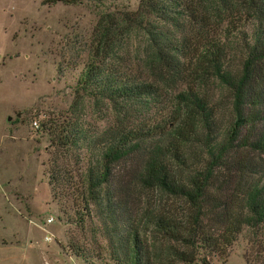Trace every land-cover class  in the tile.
Segmentation results:
<instances>
[{
    "label": "trees",
    "instance_id": "16d2710c",
    "mask_svg": "<svg viewBox=\"0 0 264 264\" xmlns=\"http://www.w3.org/2000/svg\"><path fill=\"white\" fill-rule=\"evenodd\" d=\"M57 2L79 1L47 3ZM136 39L138 56L123 57ZM169 91L174 97L151 112ZM76 98L107 101L117 113V125L97 135L73 124L66 136L51 134L96 157L87 194L117 226L111 239L122 231L124 188L161 197L146 214L155 251L131 226L114 254L120 264H194L198 249L224 251L245 227L264 223V177L249 179L260 164L241 159V151L264 154V0H140L136 12L103 14Z\"/></svg>",
    "mask_w": 264,
    "mask_h": 264
},
{
    "label": "rangeland",
    "instance_id": "374dc122",
    "mask_svg": "<svg viewBox=\"0 0 264 264\" xmlns=\"http://www.w3.org/2000/svg\"><path fill=\"white\" fill-rule=\"evenodd\" d=\"M48 1L0 0V264H120L114 254L131 226L155 251L146 214L158 209L161 197L135 184L124 188L117 200L124 205L122 231L111 239L117 226L87 194L85 173L96 157L83 146L57 145L51 134L66 136L69 124L92 135L117 125L109 102L77 101L76 88L101 16L136 12L140 0ZM245 29L252 34L250 24ZM136 40L125 45L123 57L138 56ZM174 94L164 93L151 112ZM220 117L229 126L227 109ZM241 159L260 164L262 173L250 181L264 177V154L241 151ZM119 177L129 180L122 171ZM234 189L226 185L223 200ZM198 250L194 264H264V223L245 227L224 251Z\"/></svg>",
    "mask_w": 264,
    "mask_h": 264
},
{
    "label": "built area",
    "instance_id": "2783aa9c",
    "mask_svg": "<svg viewBox=\"0 0 264 264\" xmlns=\"http://www.w3.org/2000/svg\"><path fill=\"white\" fill-rule=\"evenodd\" d=\"M34 127H35V129H39V128H40L39 123H38V122H35V123H34ZM51 222H52V220H48V221H47L48 224H50ZM46 241H50V240H49V237L46 238Z\"/></svg>",
    "mask_w": 264,
    "mask_h": 264
}]
</instances>
